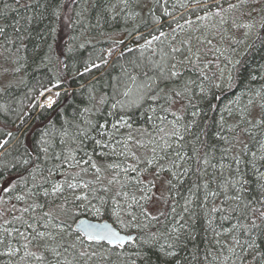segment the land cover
I'll return each mask as SVG.
<instances>
[{
    "label": "snow or ice",
    "instance_id": "6c2138e0",
    "mask_svg": "<svg viewBox=\"0 0 264 264\" xmlns=\"http://www.w3.org/2000/svg\"><path fill=\"white\" fill-rule=\"evenodd\" d=\"M118 2L128 7V0ZM246 2L228 3L227 9L217 5L216 15L238 9ZM153 20L155 27L145 22L149 28L146 35L134 36L135 49L108 50V55L116 53L117 59L134 50L141 53L124 67L122 78L114 85L111 108L117 111L107 115L117 116L115 122L82 120L73 125L74 132L59 130V135L68 138L61 141L65 146L59 153L53 149L50 154L51 138L56 133L46 131L34 149L25 147L26 158L10 165L13 171L25 174L5 184L0 173V264H152L148 253L153 249L158 250L162 264H181L179 253L196 240L202 227L212 233L213 245L205 252L204 264H236V260L240 264H264V92L257 93L259 103L249 99L238 113L229 109V115L236 116L234 124L228 125L224 117L219 123H209L202 109L193 104L196 89L201 98H206L209 89L204 81H212V86L222 91L231 88L233 71H239L236 66L242 61L232 64L226 85L215 83L196 66L199 53L192 52L187 41H181L179 46L174 40L168 41V33L161 30V18ZM186 24L191 26L192 22ZM233 27L251 30L255 24L233 21ZM260 27L264 30V18ZM178 29L183 30V26L177 24L172 33ZM4 33L0 27V35ZM243 35L247 36V32ZM233 41L242 43L235 37ZM260 43L264 44V39ZM154 44L157 47L153 48ZM145 50H151L152 56L144 59ZM68 51H72L71 47ZM216 51L224 55L220 49ZM107 63L101 58L100 64L86 66L84 73ZM185 68L198 71L203 79L181 81ZM169 84L178 87L169 88ZM59 86V80L52 85ZM50 91L45 88L39 97H34L18 129L31 119L37 107L47 110L56 103L47 95ZM219 98L215 95V99ZM182 101H187L182 108L191 107L190 117L172 112V106ZM106 102L107 98L101 96L99 103ZM145 104L153 113L147 117L149 127L134 128L124 118L127 112L120 115L125 109ZM256 108L260 111L254 115ZM92 110L86 108L84 112ZM170 112L172 120L167 119ZM213 126L216 131L210 135ZM257 130L259 136L255 134ZM22 134L27 136V132ZM3 135L0 163L9 155L8 145L14 133ZM245 135L248 141L242 138ZM69 140L74 147H66ZM87 142L92 145L91 151ZM41 155L51 162L50 167H40L37 161ZM4 167L9 165L4 163ZM146 175L151 179H145ZM158 182L164 192L158 189ZM154 201L163 202L167 210L152 215L148 206ZM162 222L163 230L158 227ZM222 237L228 239L222 241ZM126 244L135 247L129 250ZM193 260L201 264L198 254L184 264Z\"/></svg>",
    "mask_w": 264,
    "mask_h": 264
},
{
    "label": "trees",
    "instance_id": "16d2710c",
    "mask_svg": "<svg viewBox=\"0 0 264 264\" xmlns=\"http://www.w3.org/2000/svg\"><path fill=\"white\" fill-rule=\"evenodd\" d=\"M184 1L151 0L150 6L146 8L142 6L141 0H128V7L125 8L118 0H0V27L5 29L4 35H0V129L3 130L0 132V139L5 138L3 133H14L8 145L9 155L3 158L9 167L5 168L4 163H0V173L5 177V184L17 175L25 174L21 170L13 171L10 165L26 158L25 147L34 149L46 131L56 133L51 138L50 154L53 149L59 153L65 146L61 141L68 139L59 135V130L74 132L73 125L82 120H92L93 123L115 122L117 116L107 115L108 112L117 111L111 108L116 92L114 85L117 79L122 78L124 67H127L131 60L141 57V53L134 50L131 54L125 53L120 59H117L116 53H113L112 59H107L106 53L109 48H116L117 51H123L125 47L135 49L137 42L134 36L139 33L147 34L149 28L145 26V22L155 27L154 17L161 18V30L168 33L169 38L179 33L178 30L172 33L177 24H184V31L179 34V38L176 37L175 45L179 46L181 41H187L192 52L199 53L200 60L196 66L203 69L215 83L226 85L232 64L236 60L242 61V65L236 66L239 71H233L231 88L222 91L214 88L212 81H204V86L209 89L206 98H201L199 90L196 89L193 104L202 109L204 119L209 123L213 120L219 123L221 117H224L228 125H232L236 122V116H230L229 109L238 113L239 109L248 104L249 99L259 103L257 93L264 92V44L260 43V40L264 39V30L260 27L264 18V0H247L238 9L219 15H216L217 5L227 9L228 3L235 4L238 0H199V3L191 0L187 5L183 4ZM196 5L204 6L193 7ZM184 7H193L189 9L191 16L185 20L179 18L175 20V24L173 18L182 14ZM165 12L168 15H165ZM221 19L226 22L221 24ZM186 21H191V26L186 24ZM233 21L254 23L255 27L251 30L237 29L233 27ZM205 28H218L223 32L222 45L219 48L218 44L216 49H220L224 55H220L207 41L203 42L202 36L199 38ZM245 32L247 36L243 35ZM233 37L242 43L236 44ZM119 41L124 43L119 44ZM138 42L143 43V40ZM188 45H185V48ZM69 47L72 49L70 52ZM155 47L157 44L153 45V48ZM232 48L236 49L235 52ZM151 56V50L144 51V59ZM101 58L107 59L108 63L84 73L86 66L90 67L92 63L100 64ZM205 64L208 65L207 68L204 67ZM185 79L199 81L203 78L198 71L185 68L181 81ZM57 80L60 81V86L53 88L52 85ZM168 87L178 85L169 84ZM45 88H51V91L59 90L60 95L56 97V103L47 110L37 107L31 112V119L25 121L22 129H18L24 114L29 112L34 97H39V93ZM215 95L220 98L215 99ZM101 96L107 98L103 105L99 103ZM181 104L187 105V101L173 105L172 112L190 117L191 107L182 108ZM86 108L93 110L85 113ZM147 109L148 105L145 104L142 108L125 109L120 115L127 112L128 115L124 118L129 119L134 128L149 127L151 122L147 121V117L153 113ZM259 111V108H256L254 115ZM167 119H173L171 112L167 114ZM49 121L52 122L51 125ZM214 131L215 126L209 129V134ZM23 132H27V136H24ZM255 134L259 136L258 130ZM92 135L99 139L95 132ZM43 138L48 139L47 136ZM242 138L249 140L247 135ZM66 147L72 148L74 145L69 140ZM87 147L91 151L90 142H87ZM35 154L33 151L32 155ZM37 163L41 168L45 164L51 166V162L45 161L43 155ZM249 177L251 178V172ZM145 179L151 177L146 175ZM166 210L163 204L162 211ZM164 223L158 226L161 230ZM221 239L223 241L228 238ZM211 241L212 233L205 232L202 227L196 233V240L188 243L187 250L181 251L177 258L184 264L186 259L191 260L193 254H198L201 264H204L205 252L213 247ZM132 247L135 246H125L129 250ZM239 251L237 248V252ZM148 254L152 264H162V260L158 259V250L153 249ZM191 264H196V261H191ZM236 264H240V261L236 260Z\"/></svg>",
    "mask_w": 264,
    "mask_h": 264
},
{
    "label": "rangeland",
    "instance_id": "374dc122",
    "mask_svg": "<svg viewBox=\"0 0 264 264\" xmlns=\"http://www.w3.org/2000/svg\"><path fill=\"white\" fill-rule=\"evenodd\" d=\"M142 2H143V4H142V6L143 7H149L150 6V2H151V0H141ZM191 0H185L184 1V3L183 4H185V5H187L189 2H190ZM200 6H203V5H196V6H193V7H200ZM193 7H190V8H185L184 10H183V13L182 14H179L178 16H176L175 18H173L174 19V21L175 20H177V19H181V20H185V19H187L188 17H190L191 16V14H189L190 13V10L189 9H191V8H193ZM183 8V7H182ZM195 10V9H194ZM197 18V17H196ZM194 19V18H193ZM198 19V18H197ZM175 24H176V22H175ZM180 25H182V26H184V24L183 23H181ZM184 28V27H183ZM211 29H212V27H211ZM184 31V29L183 30H179L178 29V34L177 35H175L174 37H172V38H169V37H167V39H168V41H176L177 40V38H179L178 36H179V34H182V32ZM197 33H198V31H197ZM209 35H212L213 37H208ZM202 36V37H201ZM222 36H223V32L222 31H220V30H218V28L217 29H215V30H210L209 28L207 29V28H205V29H202V31H201V33L199 34V38L201 37V40L204 42V41H207L208 42V44H210L213 48H218V44H219V48H220V45H222L221 44V41H222ZM177 37V38H176ZM209 41H210V43H209ZM127 45V44H126ZM125 45V46H126ZM109 49H112V48H109ZM108 49V50H109ZM118 51H120V49H118ZM106 56H107V59H112V56L113 55H111V56H109L108 55V51H107V53H106ZM59 90H54V91H50L47 95H49V96H52L53 97V99H55L56 98V96H55V93L56 92H58ZM44 101L43 100H41V103H43ZM157 187H158V189L161 191V192H163L164 191V187H162V185L158 182V184H157ZM162 207H163V202H162V204H161V202L160 201H154L152 204H150L149 206H148V208H149V211L151 212V214L152 215H157V213L159 212V211H162Z\"/></svg>",
    "mask_w": 264,
    "mask_h": 264
},
{
    "label": "water",
    "instance_id": "95a60500",
    "mask_svg": "<svg viewBox=\"0 0 264 264\" xmlns=\"http://www.w3.org/2000/svg\"><path fill=\"white\" fill-rule=\"evenodd\" d=\"M127 245V244H126Z\"/></svg>",
    "mask_w": 264,
    "mask_h": 264
}]
</instances>
